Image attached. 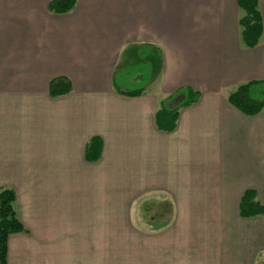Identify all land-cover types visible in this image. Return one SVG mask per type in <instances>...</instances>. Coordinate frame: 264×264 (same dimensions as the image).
Returning a JSON list of instances; mask_svg holds the SVG:
<instances>
[{
	"label": "crops",
	"instance_id": "0c3cea01",
	"mask_svg": "<svg viewBox=\"0 0 264 264\" xmlns=\"http://www.w3.org/2000/svg\"><path fill=\"white\" fill-rule=\"evenodd\" d=\"M49 1L0 0V188L25 228L7 263L264 264V213H239L248 189L264 205V108L228 100L264 80V0L253 47L236 0ZM142 61L141 94L122 93ZM182 87L197 101L160 129Z\"/></svg>",
	"mask_w": 264,
	"mask_h": 264
},
{
	"label": "trees",
	"instance_id": "16d2710c",
	"mask_svg": "<svg viewBox=\"0 0 264 264\" xmlns=\"http://www.w3.org/2000/svg\"><path fill=\"white\" fill-rule=\"evenodd\" d=\"M236 1L238 7L242 11L238 21L241 27L242 41L247 47H253L257 44L263 29L262 16L258 8V0ZM75 2L76 0H50L48 8L55 13H66L72 9ZM145 81V77L141 78L137 86H130L131 88H126L125 92L122 93L140 95ZM116 84L118 86L117 82ZM69 91L70 82L68 79L64 77H55L49 81L50 95L56 96ZM197 99L198 92L189 87H182L176 90L174 94L164 102H161L156 112L157 126L163 130L174 129L177 109L180 106L195 102ZM228 100L233 106L246 115H255L259 113L264 108V80H251L239 84L229 93ZM14 201L15 194L12 189L0 188V264H8V236L12 233L25 231L15 211ZM239 213L242 217H253L264 213V205L255 198L253 189L246 190L241 196Z\"/></svg>",
	"mask_w": 264,
	"mask_h": 264
},
{
	"label": "rangeland",
	"instance_id": "374dc122",
	"mask_svg": "<svg viewBox=\"0 0 264 264\" xmlns=\"http://www.w3.org/2000/svg\"><path fill=\"white\" fill-rule=\"evenodd\" d=\"M150 66L148 63L135 62L129 65H126L122 71H118L116 74L115 81L119 84L121 81H124L125 88L137 86L140 78H143L149 75ZM140 76L137 78V76ZM139 79V80H138ZM130 87V88H131ZM171 105H173L171 103Z\"/></svg>",
	"mask_w": 264,
	"mask_h": 264
}]
</instances>
